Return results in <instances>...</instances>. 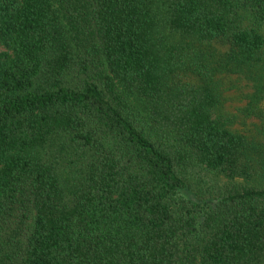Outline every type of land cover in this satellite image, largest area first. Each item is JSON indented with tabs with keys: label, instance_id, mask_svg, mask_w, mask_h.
<instances>
[{
	"label": "trees",
	"instance_id": "16d2710c",
	"mask_svg": "<svg viewBox=\"0 0 264 264\" xmlns=\"http://www.w3.org/2000/svg\"><path fill=\"white\" fill-rule=\"evenodd\" d=\"M264 0H0V264H264Z\"/></svg>",
	"mask_w": 264,
	"mask_h": 264
},
{
	"label": "rangeland",
	"instance_id": "374dc122",
	"mask_svg": "<svg viewBox=\"0 0 264 264\" xmlns=\"http://www.w3.org/2000/svg\"><path fill=\"white\" fill-rule=\"evenodd\" d=\"M219 77L223 83V111L235 116L231 128L248 136L255 134L262 128L264 117L248 116L244 111L253 91L252 82L235 73H225Z\"/></svg>",
	"mask_w": 264,
	"mask_h": 264
}]
</instances>
